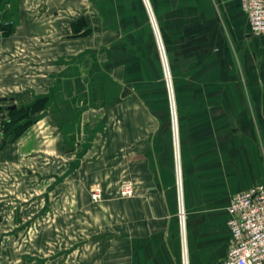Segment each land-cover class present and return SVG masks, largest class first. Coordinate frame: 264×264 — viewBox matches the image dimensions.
<instances>
[{"label": "crops", "instance_id": "obj_1", "mask_svg": "<svg viewBox=\"0 0 264 264\" xmlns=\"http://www.w3.org/2000/svg\"><path fill=\"white\" fill-rule=\"evenodd\" d=\"M161 1L164 8L158 0H152V5L166 40L170 35L180 39L182 59L184 55L193 57L195 45L203 48L206 52L198 59L210 63L205 69L175 72L178 109L181 114H198L197 136L189 140L185 135L167 133L164 142L152 140L156 152L150 164L152 177L145 182L148 187L144 190L149 191L145 197L106 200L99 206L90 199L51 197L62 184L63 151H69L70 185L76 189L79 179L89 180L88 163L79 173L78 105L102 103L109 112L110 98L119 96L124 87L118 81L108 84L110 67L119 65L112 63L119 56L114 53L111 57L107 45L111 33L105 23L110 15L98 10L101 79L90 77L91 82L82 83L76 67L78 56H61L66 48L61 38L66 23L54 14L34 20L29 3L25 6L21 0L15 32L9 36L1 33L0 40V264H182L183 237L174 191L175 146L179 182L180 176L184 178L181 205L188 264H220L225 259L232 196L264 185L252 129L256 125L264 147V35L252 37L242 0ZM48 2L45 10L51 8ZM120 2L125 7V1ZM41 34L44 42L50 40L49 46L42 44ZM134 36L136 51L124 56L130 67L123 73L118 68L116 74L122 77L136 72L144 81V63L151 64L155 54L140 33L134 32ZM17 46L29 52L17 57L13 55ZM44 97L48 109L20 136L2 130L6 108L27 107ZM112 110L119 111L118 107ZM62 207H68V214H60ZM56 237L68 238L69 248L47 246V240Z\"/></svg>", "mask_w": 264, "mask_h": 264}, {"label": "rangeland", "instance_id": "obj_2", "mask_svg": "<svg viewBox=\"0 0 264 264\" xmlns=\"http://www.w3.org/2000/svg\"><path fill=\"white\" fill-rule=\"evenodd\" d=\"M24 1L25 6L29 3L28 9L31 10V14L29 15L34 20H44V17L48 18L54 14L59 21L61 20L66 23L67 28L65 27L61 34V38L64 41L63 44H66V48L62 50L61 56H78L76 67L78 69V79H81L80 82L82 83L91 82L90 77H98L101 79L102 72L101 68H99L101 61L98 57H100L101 52L100 37L102 30L100 29L98 10L104 9L103 11L110 15V20L108 17L105 23L109 28V31L106 30L107 33H111L109 37L110 42L107 44L109 45L110 56L112 57L114 53L119 56V59H117L119 60L118 62H112L115 66L119 65L114 69L112 68L114 66L110 67L111 79H108V84L114 85L118 81L124 85V87L122 85L123 90L119 96L113 99L110 98L111 105L109 112L105 111V106L102 103H90L87 107L78 105L76 124L79 129V139L77 142L78 162L80 165L79 173L84 169L85 163H88L89 168L87 174L89 180L88 183H84V177L81 180L79 179L76 189L73 186L74 184L70 185L68 180L69 167L67 165L70 161L69 151H63L60 164L62 184L60 190H56L54 196L51 198L55 199L60 197L63 201L71 197L90 199L95 205L100 206L106 200H129L137 197H145L144 193L149 192L144 190V188L148 187L145 182L149 181V178L152 177L150 164L152 155L156 152V150L152 149V140L158 138V140L164 142L167 133L172 136L176 133L177 135L180 134V136L185 135V138H189V140L197 136L194 131L197 130L198 114L194 111L183 112L181 114L178 109L175 72L178 71L177 73L179 74L181 69H197L200 67L201 70L208 67L210 63L206 62L203 64L198 59V57L201 59L200 54H204L206 51L195 45L192 48L195 52L193 57L188 59L184 55L182 59L180 55V39H175V35H170L169 37L171 38L168 41L166 40L162 22L160 21L157 10L152 5V0H124L125 7L122 6L121 0H76L70 3H68L69 0ZM48 1H50L49 5H51V8L48 9L49 11L45 10L46 3H49ZM158 1L160 8H164V3L161 0ZM20 7L21 0H0V14L2 16L0 21L3 23L4 28L8 29V33L2 32L3 35L6 36L7 34L9 36L15 32L20 22V18L18 17ZM160 11L165 13V10ZM129 20L131 21L130 25ZM88 22L93 24L90 23L89 26ZM153 25H155L160 37V48L164 56L163 59L159 52L157 35L155 34ZM171 31H168V34H171ZM134 32L141 34L144 44L147 47L149 46L155 54V58L151 64L148 62L144 63L147 64L145 66L147 73L144 81L140 79L136 72L129 71L125 76L122 74V77L116 74L118 71L122 73L126 72L125 69L130 67L128 63L130 62L129 59L126 60L124 56L127 52L128 54H134L136 51L137 45L135 43ZM45 35L43 36L44 38H46ZM252 37L256 38L258 36ZM113 39L116 40L113 41ZM124 40H126L125 43ZM49 41L44 42L41 34V42L43 45L46 44L45 47L47 45L49 46ZM69 43H75V45L69 47ZM20 48V46H17L13 50V55L19 57L24 51ZM28 52L25 50L23 54ZM169 53H172V58ZM24 57L25 55H23ZM186 59L190 62L188 68H184V65L188 64L187 61L185 63ZM173 60L177 61L172 63ZM164 67L168 68L174 102L173 106H171V94L168 91L169 80L165 78ZM91 68L93 69L92 71ZM118 68L121 69L118 70ZM128 70L132 69L129 68ZM115 87L119 88L117 85ZM126 88H131V90H126ZM47 102V98L44 97L36 100L30 106L15 108L16 110L14 112H2L5 116L3 115L1 117V126L6 120L14 118L16 123L10 129L11 135L14 137L20 136L28 126L41 117L46 109H48ZM185 104L183 101L184 106H186ZM193 106L194 108L197 107L196 101ZM113 107L115 109L118 107V113L112 110ZM172 108L174 109V113ZM176 121L177 125L175 126ZM181 121L182 124H180ZM27 124L28 126L21 133L17 132L20 126ZM166 124H168L167 127ZM253 127L256 144L259 148V161L264 171V147L258 128L256 125ZM123 137L126 138L125 143H121ZM87 150L90 152L89 154H86ZM177 163L178 154L175 146L174 191L175 198L177 199L178 220L179 177ZM180 177L181 192L182 197H184V178L182 176ZM70 186L73 188L70 189ZM126 186H129L131 189L130 195H122V190ZM95 189L100 190V199L98 201L92 200V193ZM61 210L62 212L60 214H68V207H62ZM47 220L52 219L48 217ZM69 241L68 238H51L47 240V246L50 248L68 249L70 245Z\"/></svg>", "mask_w": 264, "mask_h": 264}, {"label": "built area", "instance_id": "obj_3", "mask_svg": "<svg viewBox=\"0 0 264 264\" xmlns=\"http://www.w3.org/2000/svg\"><path fill=\"white\" fill-rule=\"evenodd\" d=\"M246 12L250 32L252 36L264 35V0H242ZM160 55V37L153 25ZM165 78L169 80L168 91L171 94V106L173 96L170 86L168 68L164 67ZM173 109V108H172ZM174 113V109H173ZM131 189L126 186L122 195H130ZM181 184L178 187V220L181 235L183 237L182 264H188L186 248L184 245L185 212L182 209ZM100 199V190L95 189L92 200ZM227 229L229 233V247L225 259L220 264H264V185L254 186L248 190L232 196L228 206Z\"/></svg>", "mask_w": 264, "mask_h": 264}, {"label": "trees", "instance_id": "obj_4", "mask_svg": "<svg viewBox=\"0 0 264 264\" xmlns=\"http://www.w3.org/2000/svg\"><path fill=\"white\" fill-rule=\"evenodd\" d=\"M1 19H2V16L0 15V20ZM4 32L5 33H8V29L7 28H4ZM15 110L16 109L11 110L10 112H14ZM14 120H15L14 118L13 119L11 118V119L6 120L5 123L2 125V130L4 132L10 131L11 127L16 123ZM27 126H28V124L27 125H24V126H20L18 128L17 132L18 133H21Z\"/></svg>", "mask_w": 264, "mask_h": 264}, {"label": "water", "instance_id": "obj_5", "mask_svg": "<svg viewBox=\"0 0 264 264\" xmlns=\"http://www.w3.org/2000/svg\"><path fill=\"white\" fill-rule=\"evenodd\" d=\"M4 31V25H3V23L0 21V40H1V33ZM7 110H14L15 109V107L14 106H12V107H8V108H6Z\"/></svg>", "mask_w": 264, "mask_h": 264}, {"label": "bare ground", "instance_id": "obj_6", "mask_svg": "<svg viewBox=\"0 0 264 264\" xmlns=\"http://www.w3.org/2000/svg\"><path fill=\"white\" fill-rule=\"evenodd\" d=\"M182 207H183V206H182ZM182 209H184V207H183Z\"/></svg>", "mask_w": 264, "mask_h": 264}]
</instances>
